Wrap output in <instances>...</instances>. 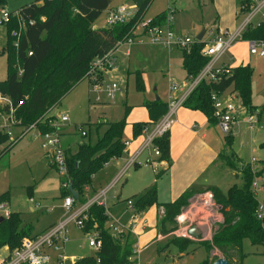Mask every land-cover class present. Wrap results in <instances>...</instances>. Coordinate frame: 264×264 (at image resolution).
Listing matches in <instances>:
<instances>
[{"label": "trees", "instance_id": "trees-1", "mask_svg": "<svg viewBox=\"0 0 264 264\" xmlns=\"http://www.w3.org/2000/svg\"><path fill=\"white\" fill-rule=\"evenodd\" d=\"M112 0H34L18 9V16L25 23L21 32L19 45L15 48L9 31L18 27V21L12 16L7 25L6 43L2 52L6 53V78L0 80V93L7 95L10 105L2 109L12 117L15 123L27 127L36 122L40 131L51 129L48 121L54 115L48 113L60 100L82 79H85L90 62L96 55H101L115 43L127 35L133 25L142 19L154 0H131L135 11L131 19L111 27L93 28V22L108 7ZM239 5L246 6V0H239ZM6 0H0V8L5 7ZM165 10L153 17V23H162ZM31 21V23H29ZM244 39H264V21L257 26H249L243 33ZM203 42L195 40L189 52L182 51V67L186 78L195 77L208 60L202 52ZM31 54H28V52ZM21 67V74H18ZM253 70L248 64L230 67V73H222L217 81H201L188 95L184 105L203 112L210 121L216 122L210 100L212 91L234 90L238 93L242 104L251 112V78ZM150 123L134 122L133 136L141 133L147 124L156 122L167 109L166 101L156 99L144 103ZM105 124L104 131L97 136L95 142L81 141L76 152L65 151L68 177L60 181H68L78 192L75 203L85 201L84 188L91 185L92 175L110 159L122 155L125 145L123 132L125 117L98 124L97 129ZM8 139V135L0 130V143ZM225 148L219 155L231 169L240 171L242 184L230 186L223 192L217 186H208L215 200L222 205L223 222L213 235L209 247L217 248L231 264L229 254L241 255L242 240L247 238L252 244H264V214L258 219L256 210L259 202L251 187L254 173L250 165L237 167L241 159L235 156L229 147L232 145L231 133L225 136ZM160 150V158H169V132L154 140ZM12 142L7 141L0 154L7 152ZM264 146V142L261 143ZM235 162V163H234ZM263 167L256 175L264 172ZM194 190L186 189L172 201L158 202L154 185L135 195L134 208L142 211L156 205L163 206L164 214L159 217L161 231L169 233L174 225V217L185 205L187 198ZM61 197L71 194L69 186H60ZM5 193L0 196V201ZM264 207V198L261 202ZM109 219L104 205L93 203L83 219V232H93L100 239L101 246L92 255L83 256L72 264H125L132 254L129 235L123 233L114 236L106 226ZM172 225L168 227L169 225ZM31 226L22 221L18 212H10L0 221V249L8 251L17 248L21 240L30 236ZM173 237V236H172ZM172 241L186 247L188 239L173 237ZM205 243V242H204ZM206 243H209L206 241ZM201 264H211L208 259Z\"/></svg>", "mask_w": 264, "mask_h": 264}, {"label": "crops", "instance_id": "crops-1", "mask_svg": "<svg viewBox=\"0 0 264 264\" xmlns=\"http://www.w3.org/2000/svg\"><path fill=\"white\" fill-rule=\"evenodd\" d=\"M32 1L34 0H28L23 4H21L20 6L28 4ZM155 1L156 0L152 2L148 11L146 12L145 14L146 17H154L162 13L166 9L167 4L169 3V0H162L160 1L159 7L156 10L155 9L153 10L151 8H153ZM170 1L176 7L175 24H174L175 30L178 32L187 33L185 32L187 29L184 27L181 20L183 19L182 14L187 8L184 9L181 6V4H183L182 0H170ZM238 2L239 0H198L197 5L200 7V10L203 13L207 11L209 14L212 15L208 23L205 17L202 19L203 21L202 28L198 32V34L203 29L205 34V29L210 26L221 29H229V30L233 29L238 23V19H240L241 17V16L239 17L237 14V9L239 6ZM123 4L132 7V9L135 11V5L132 3L131 0H112L108 5V7L93 22L92 27L93 28L107 27L105 24V16L107 14V11L109 9L116 8ZM207 18L209 19V16H207ZM204 34L202 35V38H205ZM2 37L4 38V40L1 43V47L5 45V37L4 36ZM152 46H158L160 48L162 47L164 49H167L161 45L151 44L148 42H144V43L135 42L129 46H123L119 48L118 51L116 52L117 68L115 71H110V72L115 73L119 71L122 73L123 72L129 73L130 71H136L139 68L141 61H145L149 57V54L151 53V52L149 53V50H155L154 47ZM126 48H128L129 50L128 54H125ZM174 49H179V48H174ZM182 58L183 57L181 56L180 60H181V68L183 73L180 75L179 79H175V78H174L175 80L169 79L167 85V90H168V86L171 82L179 83L181 86L179 90L176 91L177 94L182 93L183 92L182 90L185 89L184 86L189 82V79L186 78V72L182 67ZM224 63L228 64L231 67L237 66L239 64H245L244 61L242 62L240 61L239 63L238 62L229 63L222 60V57L217 61V65ZM110 72L102 75L101 78L102 82L103 80L106 79L105 77L108 74H110ZM109 79H111L110 81H115V80L118 81L114 77L108 78V80ZM118 82L120 84V80ZM89 85L90 83L88 82V87ZM120 88H121V84H120ZM88 90L90 92V87L88 88ZM119 93H117L116 98L111 102H114L118 98ZM101 94L104 93L102 91L97 93V95H99L100 98L98 103L102 99ZM94 96L95 93L94 95L92 94L88 97L89 103L91 102L97 103L93 100ZM155 97H156L155 99L157 98L161 99L160 96L158 95H156ZM166 98H167V94L165 95V98L162 101H166ZM105 104L106 107L109 108L110 106H112V109L115 106L113 105V103L112 104L105 103ZM124 105L125 107H129V109L127 110V112L129 111L128 112L129 115H127L126 118L127 122L124 128V140L128 141V145L124 148V151L121 156L110 159L92 175L91 185L86 186L84 188L85 201L95 196L103 189H106L104 207L108 212L110 219H112V221H114L117 225H121L123 227V231L121 233H123L124 235L122 239L124 238V236H127L128 234L129 242L132 245V249L135 246H137L139 249L136 259L130 261L129 264H156L155 262L160 258L162 259V262L157 264H201V259L199 257L196 258L197 251L195 252L194 250L192 251L190 247L191 242H198V241L189 240L190 243L187 244L186 247H183V245L177 244L176 242L172 241V238H169V236H171L169 235V233H163L161 231L162 227L160 226L159 223L158 208L156 207V205H151L142 211H136L134 207H130V205L127 204V201L132 199L135 195L141 194L144 189H147L152 185H154L156 188V198L158 202L172 201L186 189L192 188L194 191H196V190H201L202 188L208 187L210 185L217 186L223 192H226V190L230 186L227 187L222 186L220 182L216 181L215 178H213V174H212L213 172H215V170L221 167V162L223 163L219 155L222 151H224L225 143H223L220 137L219 134L220 129H218L219 127L217 123L210 121L203 112L199 110L191 109L183 105L177 109L176 122L169 130V146H170L169 158L161 159L162 163L159 168H153L149 165H143V164H133L132 166H128L129 159L136 154H137V160L140 162L149 157L155 158V156H153V154L148 149L139 151V149L143 145L147 133L152 129L153 123L147 124L146 130L145 131L142 130L139 135L133 136L132 124L134 122L150 123L148 110L144 104V101L142 102V104L141 103L128 104L124 102ZM124 105L120 107L118 112V117L112 118V120L102 119L99 121V123L120 119L121 116L123 115V112L125 111ZM3 114L6 115L4 117H0L3 120V122L0 121V128L3 125H8L10 134L13 133L14 138L12 137L10 138V142H12V144L9 150L7 152H4L3 154H0V162L5 156L9 155V152H13V150L18 146V144L31 131H33V130L25 131L24 126L20 125L19 123H15V120L12 117V113L9 112V114H7L5 112ZM62 114L64 113L62 112L60 113L59 110L57 109V106L53 108V110H51V115L54 116L58 115L59 117ZM87 123L85 125L82 124L83 126H85L86 129L85 136H82L80 134L82 138L83 137L87 138L88 136H90V125H88ZM242 123L244 124V126L247 125L245 124L243 119L239 117V121L234 124L233 129L230 132L234 137L236 135V128H239V125ZM76 125H80V124L74 123L72 124V127L71 125L69 126L64 125V128H67L68 131L61 133L60 137L63 138L65 136L72 135L71 132L73 130H75V132L77 131L76 132L77 134L79 131L77 130ZM97 126L95 127L96 128L95 130L98 136L104 131L106 126L105 124H103L98 129ZM247 127L248 126H246V128ZM11 128L12 130H10ZM36 136L40 138L38 148H40L39 150H41V154L44 157L45 161L47 162L40 146L41 137L39 136L38 131ZM82 138H80L81 139L80 141L75 140V142L72 141L64 142V144H62L64 150L70 151L71 153L76 152L79 143L81 141L86 140L85 138L84 139ZM87 140L90 141V139ZM3 147L2 145L0 146L1 150L3 149ZM233 153L235 154L236 157L241 159L236 151ZM252 158L253 157H251V159ZM49 168L52 171H54L56 174L58 188H59L58 198L61 199L63 198L61 197V193H60L61 176L56 172L55 169H53L50 166ZM131 170H133V172H131ZM43 179L44 176L40 178V180L37 182L36 185L38 186L39 182L42 181ZM117 183L120 184V190L119 191L113 190L110 198V204H108L107 203L108 198L106 196L107 192L114 189ZM125 184H130L129 187L131 188L129 189L130 192H128L129 195L127 196L123 194V189H122V186L125 187ZM37 186L35 187L34 190H37ZM34 190L30 185L27 186L26 188V192L28 194V201L30 204L29 205L30 212H37L39 209H42V204H41L42 202L39 200L38 197H35L33 195ZM4 193H5L4 196L5 201H0V202H4L6 204V207H8L10 205V200H9L10 194L8 191ZM125 200H126L125 202L126 206L125 208L122 207L121 209L122 213H126L125 216L123 217L120 213L119 215L121 216V218L120 216L117 217L116 215H113L111 211V207L113 205L114 206L119 205L120 201H125ZM132 200L134 202V198ZM80 204L81 203H75L73 206V210L76 209ZM62 208H63L62 203L56 205L53 202V204L49 205V212L51 213H41L40 215L37 214L38 217H36L35 220H33V218L30 217L24 218L23 212L12 211L9 209V207H8V212L9 213L18 212L20 214L22 221L31 226L30 236H34L43 232L48 227H50L51 225L62 219L63 216L65 215V212L63 213L61 211ZM5 213L6 212L1 213L2 215H0V217L5 216ZM136 215H138L139 219L136 223L134 230H131L130 225L132 223L133 217H135ZM170 226L172 225L170 224L168 227ZM72 228L76 229L80 234H82L83 241L87 245L85 246L91 249L92 253L86 252L85 249L78 254L77 253L67 254L66 249L68 248V244L70 240L68 237V240L64 244V253L70 259L68 261V264H72L73 261L83 256L92 255L95 252L88 244L87 233L90 232L85 233L81 228L77 227L74 223H70L69 236ZM109 231L114 236H118L120 234V233L115 234L111 230ZM159 235H161V238L159 237ZM170 246H173L174 250L171 251ZM1 250H4V253L0 252V258L4 257L9 252L7 251L8 248L5 246L2 247L0 251ZM208 258L209 257H206L205 260Z\"/></svg>", "mask_w": 264, "mask_h": 264}, {"label": "built area", "instance_id": "built-area-1", "mask_svg": "<svg viewBox=\"0 0 264 264\" xmlns=\"http://www.w3.org/2000/svg\"><path fill=\"white\" fill-rule=\"evenodd\" d=\"M133 14L134 10L132 7L125 4L120 5L107 11L105 24L111 27L118 23H125L132 18ZM237 14L239 17L241 16L243 18L240 17L236 26L231 30L216 27H208L205 29V33H208V38H202L200 41L203 42L201 50L203 54L208 56V60L195 77L189 78V82L184 86L185 89L182 90L183 92L179 94L176 93L181 86L179 83L171 82L169 84L166 98L167 109L162 116L153 123L152 129L147 133L143 145L139 149V151L148 149L155 158L149 157L140 162L137 160L136 154L129 159L128 166L143 164L153 168L160 167L162 163L160 150L154 143V140L169 132L176 122L177 109L184 105L188 95L201 81L207 83L210 81H217L220 79L219 76L222 73H230L231 66L226 63L217 65V61L232 44L240 40L246 41L247 49L250 54L264 57V39L243 38V33L249 26H257L260 22L264 21V0H246V6H238ZM175 15L176 7L169 0L162 23L155 24L153 23V17L144 16L137 21L133 25L131 31L122 39H119L113 47L101 55H96L92 59L85 78L90 83V92L95 93L93 98L95 102H98L100 99L97 93L102 91L108 100L113 101L121 89L118 81H109L104 83L105 85L103 86L101 79L103 74L116 70V52L119 48L129 46L135 42H148L161 45L167 49L179 48L181 51H190L192 44L198 39L187 33L175 30ZM12 16L17 18L18 27L10 29L9 35L12 38L13 46L17 48L21 32L25 26V23L21 21L18 16V10L11 11L6 7L0 8V38L4 36L6 43L8 34L7 25ZM29 23H31V21ZM2 29L3 32H1ZM128 53L129 50L126 48L125 54ZM28 54H31V52L29 51ZM21 71V67H18V74H21ZM210 100L216 123L219 129L225 134L232 131L234 124L239 121V117L247 122L250 127H254L258 121V115L256 117L253 112H249L246 109L238 93L234 90L227 89L222 92L212 91ZM0 105L2 107L10 105V99L7 95L0 93ZM10 113H12L11 108ZM5 115L6 114L0 113L1 117ZM48 115H51V111ZM52 121L53 119L48 121L51 129L46 131H40L36 126V122L29 124L24 130L38 131L41 137L40 146L48 165L55 169L61 177H68L64 148L60 142V132L57 127L54 128L56 125ZM59 121L65 123L68 121V117L66 115H60ZM76 128L82 136L86 135L85 126L76 125ZM146 128L147 126L143 128V131H145ZM0 129L7 135H10L8 125H3ZM124 145L126 147L128 141H124ZM251 169L254 173L251 187L255 192L264 187V178L261 179L259 177L260 175L255 174V169ZM60 184L61 187L69 186L68 181H61ZM105 193L106 189H103L95 196L82 202L74 210L75 198L72 194L64 196L62 206L65 210V215L63 218L37 235L24 237L17 248L9 251L7 255L0 258V264H68L70 259L64 253V244L69 237L70 223H74L77 227L82 228V221L86 217L90 205L93 203L105 204ZM127 204L130 205V207H134L131 199L127 201ZM1 210H5V216L8 215L9 212L4 202H0V211ZM106 213L108 214L107 211ZM163 214L164 208L163 206H159V217ZM263 214L264 207L260 202L256 210V216L260 219ZM138 219V215L133 217L130 225L131 230H134ZM174 222L175 225L169 232V235L192 241H211L213 235L223 222L222 205L215 200L212 191L209 189L193 191L187 198L185 205H183L180 211L175 215ZM106 226L115 234L123 231V227L117 225L110 217ZM191 228H196L198 235H193L190 232ZM87 235L89 246L94 251H98L101 246L100 239L96 238L95 233H87ZM159 237L161 238V235H159ZM138 251V247L135 246L125 264H129L130 261L136 259Z\"/></svg>", "mask_w": 264, "mask_h": 264}, {"label": "rangeland", "instance_id": "rangeland-1", "mask_svg": "<svg viewBox=\"0 0 264 264\" xmlns=\"http://www.w3.org/2000/svg\"><path fill=\"white\" fill-rule=\"evenodd\" d=\"M26 1L28 0H6L5 7L8 10L15 11ZM160 1L162 0H156L153 8L151 9L156 10L160 5ZM197 1L198 0H182L184 5L181 4L184 9L187 8L183 12V19L181 20L184 27L187 29L185 32L192 37H196L198 32L201 30L203 24L202 19L205 17L208 23L212 16L207 11L203 13L197 5ZM207 16H209V19ZM1 32H3V29ZM207 35L208 33H205L204 37L208 38ZM2 38L3 37L0 38V80H4L6 78V53L2 52L1 43L4 40V38ZM152 47H154L155 50H149V53L151 52L149 57L145 61H141L139 68L136 71H130L129 73H122L119 71L115 73L110 72V74L107 75L108 77H105L106 79L103 80V86L105 85L104 83L111 80H108V78L114 77L118 81L120 80L121 90L119 91L120 93L118 92V98L114 102L108 101L105 98V95L101 94L102 99L99 103H89L88 97L92 94L94 95V93L89 92L88 88L90 85L88 87L87 79H82L78 82L60 100L57 105V109L60 113H64L62 115H66L68 117V121L65 123H61L59 121L58 115L53 118L52 122L56 125L54 128L57 127L60 134L68 131L67 128H64V125H71L72 127V124L74 123L85 125L87 122V124L90 125V136L82 138L79 132L76 134L77 131L75 132V130L71 129L73 130L71 132L72 135L65 136L63 138L60 137L61 145L64 144V142H75V140L80 141V138H85L86 140L90 139L92 143L95 142L97 139L95 127L99 124V121L102 119L112 120V118L118 117L119 109L124 105V102L128 104H142L143 101L145 103L156 100V95L160 96L161 100L165 98L169 79H179L180 75L183 73L180 60L182 51L174 48L169 50L158 46ZM222 60L229 63H239L240 61H244V63L248 64L253 70L251 78V101L253 108L251 109V112H253L256 117L258 115L257 120L259 122L257 121L258 123L255 124L256 126L250 127L249 124L244 121L245 124H247L246 126H248L247 128L243 123L240 124L239 128H236L235 137L232 135L233 141L231 147H229V152L231 153V151H236L241 158V163L243 164H238L237 167L249 164L250 167L255 169L257 172V170H260L261 167H263L262 160H264V146H261V143L264 142V57L250 54L247 49L246 42L240 40L232 44L226 50V52L222 55ZM105 103H113L115 106L112 109V106H110V108L106 107ZM2 108L3 107L0 105L1 114H3L2 112H5ZM128 109L129 107H125L124 105L125 111L123 112L121 118H127V115H129V111L127 112ZM0 119V121L3 122L2 118ZM10 130H12V128ZM1 132L4 131L1 130ZM36 134V130L31 131L18 144L13 152H9V155L5 156L0 162V196L4 194V192L8 191L10 194L9 209L12 211H21L24 214V218L30 217L33 218V220H35V218L41 213H51L49 212V205L53 204V202L56 205L59 203L61 204L63 200V198H58L59 188L56 174L49 168L47 162L42 156L41 150L38 148L40 138H38ZM219 134L223 143H225V136L229 133L225 134L219 130ZM8 136V139L0 144V146L2 145L3 147L7 141H10L11 137L14 138L13 133ZM123 141H125L124 132ZM251 157H253V160ZM223 163L221 162V167L212 173L213 178L220 182L222 186L227 187L234 184L240 186L242 184V180L239 169L234 170V173L233 169L231 170L227 164ZM131 172H133V170H131ZM42 176H44V179L40 181L37 186L36 184ZM259 177L261 179L264 178V172L261 173ZM119 183L115 185L114 189L107 192L106 196L108 198V204H110V198L113 190H120ZM29 185L33 190L37 186V190H34L33 195L38 197L42 202V209H39L37 212L29 211L30 204L28 201V194L26 192V188ZM129 185L130 184H125V187L122 186L123 194L125 196L129 195L128 192H130L129 189H131ZM255 195L257 201L259 203L262 202L264 198V187L255 191ZM1 201H5V198H2ZM125 202L126 200L120 201L119 205H113L114 207H111L112 214L119 217L120 213L124 217L126 213H122L121 209L122 207L125 208ZM61 211L63 213L65 212L63 208ZM3 212H5V210H1L0 215H2L1 213ZM73 229L74 228L70 231V240L66 253L78 254L85 249L86 252L92 253V250L86 247L87 245L83 241L82 234H80L76 229ZM169 238L173 237L169 236ZM207 242L209 243H206V241L191 242L190 247L192 251H197L196 258L199 257L201 262H203L206 257H209L208 261L212 264L213 260L216 259L217 256L224 257V254L219 252V250L215 247L211 246L207 249V245L210 246L211 241L209 240ZM170 249L171 251L174 250L173 246H170ZM0 252L4 253V250H1ZM229 259L233 264H264V244L255 245L252 244L249 239L245 238L242 240L241 244V255L235 256L233 254H229ZM160 262H162L161 258L155 263L157 264Z\"/></svg>", "mask_w": 264, "mask_h": 264}, {"label": "water", "instance_id": "water-1", "mask_svg": "<svg viewBox=\"0 0 264 264\" xmlns=\"http://www.w3.org/2000/svg\"><path fill=\"white\" fill-rule=\"evenodd\" d=\"M203 34H204V29L196 36V39L201 40ZM202 189H207V187L202 188ZM69 190H70V193L72 194V196L75 199H77L78 198V192L72 188V185L71 184L69 185ZM2 218L3 217H0V221L2 220ZM190 232L193 235H198V231H197L196 228H191L190 229ZM212 264H231V263L226 258H224L222 256H217V258L213 260Z\"/></svg>", "mask_w": 264, "mask_h": 264}]
</instances>
